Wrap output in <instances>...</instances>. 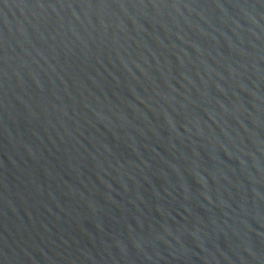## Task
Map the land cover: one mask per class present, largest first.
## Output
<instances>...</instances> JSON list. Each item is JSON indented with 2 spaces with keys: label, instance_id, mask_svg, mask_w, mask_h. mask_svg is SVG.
I'll return each instance as SVG.
<instances>
[{
  "label": "water",
  "instance_id": "95a60500",
  "mask_svg": "<svg viewBox=\"0 0 264 264\" xmlns=\"http://www.w3.org/2000/svg\"><path fill=\"white\" fill-rule=\"evenodd\" d=\"M0 264H264V0H0Z\"/></svg>",
  "mask_w": 264,
  "mask_h": 264
}]
</instances>
